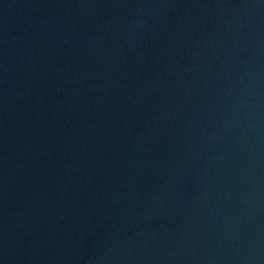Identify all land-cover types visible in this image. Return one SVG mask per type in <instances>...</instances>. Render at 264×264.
Listing matches in <instances>:
<instances>
[{
  "label": "water",
  "instance_id": "95a60500",
  "mask_svg": "<svg viewBox=\"0 0 264 264\" xmlns=\"http://www.w3.org/2000/svg\"><path fill=\"white\" fill-rule=\"evenodd\" d=\"M0 264H264V0H0Z\"/></svg>",
  "mask_w": 264,
  "mask_h": 264
}]
</instances>
